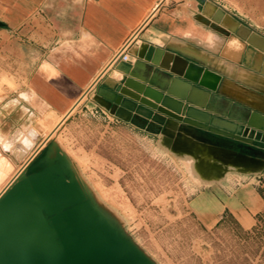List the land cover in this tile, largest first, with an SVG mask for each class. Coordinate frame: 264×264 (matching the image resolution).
<instances>
[{"label": "crops", "instance_id": "0c3cea01", "mask_svg": "<svg viewBox=\"0 0 264 264\" xmlns=\"http://www.w3.org/2000/svg\"><path fill=\"white\" fill-rule=\"evenodd\" d=\"M161 1L0 0V32L11 34L27 68L25 81L10 95L9 103L0 105V135L12 142L11 148L31 128L41 135L26 155L18 150L6 153L0 139L2 153L17 169L28 164L45 151L50 140L39 119L48 113L63 118L71 111L64 130L78 122L100 120L152 138L190 160L204 183L190 204L204 223L214 225L227 215L250 223L253 215L264 211L258 187L264 180V164L256 172L222 165L198 142L194 148H175L156 123L109 100L111 86L121 77V62H135L141 44L149 43L170 46L224 73L219 88L227 99L264 107V49L254 45L249 34L213 23L203 13L207 0H166L154 13ZM211 1L229 12L220 1ZM134 33L129 60L113 63L115 53ZM197 146L204 153L198 154ZM251 175V181L243 177ZM261 187L264 190V182Z\"/></svg>", "mask_w": 264, "mask_h": 264}, {"label": "water", "instance_id": "95a60500", "mask_svg": "<svg viewBox=\"0 0 264 264\" xmlns=\"http://www.w3.org/2000/svg\"><path fill=\"white\" fill-rule=\"evenodd\" d=\"M203 13L228 31L257 33L211 0ZM137 56L121 62L110 101L156 123L175 148L198 142L222 165L262 169V103L227 99L219 88L224 73L170 46L143 43ZM40 136L31 128L2 148L26 155ZM0 264L155 263L98 209L68 155L51 142L0 195Z\"/></svg>", "mask_w": 264, "mask_h": 264}, {"label": "rangeland", "instance_id": "374dc122", "mask_svg": "<svg viewBox=\"0 0 264 264\" xmlns=\"http://www.w3.org/2000/svg\"><path fill=\"white\" fill-rule=\"evenodd\" d=\"M218 1L257 32L249 39L264 49V0ZM24 61L11 34L0 32V105L25 81ZM55 118L40 124L46 135L55 132L46 148L54 142L64 150L98 209L155 264H264V211L250 223L227 215L208 225L192 211L191 198L204 183L186 157L115 124L83 121L64 130L60 120L66 119ZM26 166L17 169L0 147V190Z\"/></svg>", "mask_w": 264, "mask_h": 264}, {"label": "built area", "instance_id": "2783aa9c", "mask_svg": "<svg viewBox=\"0 0 264 264\" xmlns=\"http://www.w3.org/2000/svg\"><path fill=\"white\" fill-rule=\"evenodd\" d=\"M165 2V0H162L160 2V4H158L156 6V8L154 9V13L157 12L159 10V8L161 7V5ZM136 35L135 33L125 41V43L122 45V47H120V49L115 53V55L112 58V62L116 63L119 60H123V61H128L129 60V49L131 48L134 39H135ZM35 156V154L32 156V158Z\"/></svg>", "mask_w": 264, "mask_h": 264}, {"label": "bare ground", "instance_id": "6f19581e", "mask_svg": "<svg viewBox=\"0 0 264 264\" xmlns=\"http://www.w3.org/2000/svg\"><path fill=\"white\" fill-rule=\"evenodd\" d=\"M166 1V0H165ZM256 37V36H255ZM241 48V47H240ZM213 79V78H212ZM212 81V80H211ZM71 114V111L64 117V119H67L68 118V116ZM55 117H58V116H55L54 114H49V115H44L43 117H41L40 118V124L42 125V126H45V125H47V123H49V122H52V120H56L57 118H55ZM60 123H61V125H63V123H64V121L63 120H60ZM53 126H54V128H55V130L56 131H58L59 130V128H60V125L59 124H57V123H54L53 124ZM55 135V132L54 131H52V132H50L48 135H47V137L48 138H50V137H53ZM26 165V164H25ZM24 165V166H25ZM23 169V168H22ZM18 173H20V172H18ZM18 174H14L13 175V177H12V179L9 181L8 180V182H7V184L3 187V188H1V190H0V195L2 194V192L6 189V187L13 181V179L17 176Z\"/></svg>", "mask_w": 264, "mask_h": 264}]
</instances>
